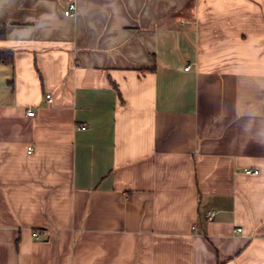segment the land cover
<instances>
[{"label":"crops","instance_id":"obj_1","mask_svg":"<svg viewBox=\"0 0 264 264\" xmlns=\"http://www.w3.org/2000/svg\"><path fill=\"white\" fill-rule=\"evenodd\" d=\"M74 1L0 0V264H264V0Z\"/></svg>","mask_w":264,"mask_h":264},{"label":"built area","instance_id":"obj_2","mask_svg":"<svg viewBox=\"0 0 264 264\" xmlns=\"http://www.w3.org/2000/svg\"><path fill=\"white\" fill-rule=\"evenodd\" d=\"M77 11V5H76V2L74 0H70L69 4H68V7L66 8L65 10V15L66 16H73ZM189 69V68H188ZM47 99L49 101H51V95H47ZM29 116H34V113L33 112H29L28 114ZM32 152V149H29L28 153H31ZM246 173L247 174H258L259 172L258 171H251V170H246ZM215 217V212L214 211H209L207 214H206V219L208 221H212ZM197 226H194L193 229L196 230ZM238 232H241V229H238L237 230ZM34 236L36 238L39 237V233L36 232L34 233Z\"/></svg>","mask_w":264,"mask_h":264},{"label":"trees","instance_id":"obj_3","mask_svg":"<svg viewBox=\"0 0 264 264\" xmlns=\"http://www.w3.org/2000/svg\"><path fill=\"white\" fill-rule=\"evenodd\" d=\"M4 37V33H0V38ZM0 64L12 66L14 64V52L11 50L0 51Z\"/></svg>","mask_w":264,"mask_h":264}]
</instances>
